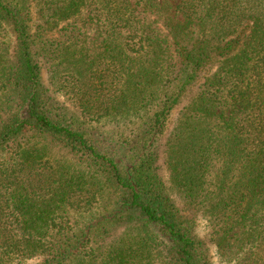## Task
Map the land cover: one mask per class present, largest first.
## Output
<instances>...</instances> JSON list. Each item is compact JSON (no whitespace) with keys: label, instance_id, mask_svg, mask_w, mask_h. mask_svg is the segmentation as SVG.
<instances>
[{"label":"trees","instance_id":"1","mask_svg":"<svg viewBox=\"0 0 264 264\" xmlns=\"http://www.w3.org/2000/svg\"><path fill=\"white\" fill-rule=\"evenodd\" d=\"M210 247L264 264V0H0V264Z\"/></svg>","mask_w":264,"mask_h":264},{"label":"rangeland","instance_id":"2","mask_svg":"<svg viewBox=\"0 0 264 264\" xmlns=\"http://www.w3.org/2000/svg\"><path fill=\"white\" fill-rule=\"evenodd\" d=\"M8 33H9V42H11V39H12V33H11V28L8 27ZM94 36V35H93ZM43 76H44V82H45V85L47 88H49L50 90V93L53 94L54 98L56 99V102H58L59 104H64L66 106H69V103L66 102L65 98L58 94V91L56 92V90L58 89V86H56V84L54 83V81L51 79V76L50 74L48 73L47 70H45L43 72ZM187 102V99H184L183 100V104H185ZM179 106L177 107L173 112H172V115L170 117V122H169V127H168V134L169 132H171V130L174 128L175 126V122L177 120V116H178V113H179V110L180 108L182 107ZM84 127L88 128V126H85ZM94 128L95 130H93V133H95V135H100V133L102 132H108L109 130L112 129V126L110 125H107V126H97L94 124ZM106 134V133H105ZM162 143L164 144L165 143V139L162 140ZM160 143V145L162 146V148L164 149L163 147V144ZM165 159H166V154L163 155L162 159L159 161V173L162 177V179L164 180L167 188H168V191L170 192V194L172 195L173 199L179 204L181 205V202H180V199L179 197L177 196L176 193L173 192V190L171 189V186H170V179H169V174H168V171H167V168H166V165H165ZM199 228H198V233L199 235L202 237L205 236V229H204V225H205V222L204 221H201L199 220ZM209 254L211 256V259H212V262H214L215 264H222L218 261V258L216 257L215 253H214V249L212 247H210V251H209Z\"/></svg>","mask_w":264,"mask_h":264}]
</instances>
